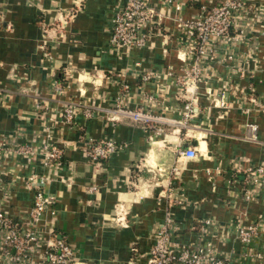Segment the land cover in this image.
I'll list each match as a JSON object with an SVG mask.
<instances>
[{
    "label": "crops",
    "instance_id": "obj_1",
    "mask_svg": "<svg viewBox=\"0 0 264 264\" xmlns=\"http://www.w3.org/2000/svg\"><path fill=\"white\" fill-rule=\"evenodd\" d=\"M147 1L154 35L144 46L115 48L112 18L125 0H0V212L27 223L35 194L45 192L55 203L37 227L72 244L76 264H149L171 183L187 199L172 208L174 242L211 241L233 264H261L241 255L236 227L264 221V191L251 201L241 194L244 170L264 162V0L246 1L231 29L239 39L219 43L217 60L187 89L179 79L195 53L183 23L220 0ZM124 85L126 106L169 119L153 123L163 133L118 113ZM67 102L95 113L66 123ZM104 137L124 148L92 163L83 142ZM18 143L33 154L20 155ZM50 143L64 149L59 165H44ZM261 246L264 255V232ZM3 250L0 264H11Z\"/></svg>",
    "mask_w": 264,
    "mask_h": 264
},
{
    "label": "built area",
    "instance_id": "obj_2",
    "mask_svg": "<svg viewBox=\"0 0 264 264\" xmlns=\"http://www.w3.org/2000/svg\"><path fill=\"white\" fill-rule=\"evenodd\" d=\"M172 5L177 0H163ZM247 0H220L218 3L200 9L199 13L183 23V34L188 42L190 54L195 53L194 62L185 67L184 75L179 82L183 86L195 87L203 78V70L217 60L218 44H233L238 40L237 35L231 33L237 17L247 12ZM155 9L147 0H125L112 18L113 28L111 45L115 48L141 47L154 35ZM260 18V15H258ZM232 58V55L229 56ZM237 70L241 71V67ZM243 73V72H242ZM55 93H62L63 83L55 80L53 83ZM128 86L124 85L121 95L117 98L118 113L124 118L144 124L149 128H156L157 133H163V127H157L153 123H171L169 119L155 115L151 110L140 106L132 109L125 105ZM150 95L149 99L153 100ZM220 105L225 103L221 99ZM190 103L186 104V114L194 112ZM62 117L66 123L71 124L77 114L82 113L86 118L93 117V108L78 105L75 102H67L61 109ZM185 124V121H184ZM84 152L92 163H100L108 159L112 154L122 150L124 145L114 137L101 139L89 138L83 142ZM14 150L23 156L33 154V149L28 144L18 143ZM44 165H59L64 154V149L56 143L44 146ZM2 150H0L1 154ZM181 153L191 157L196 155L195 149L182 150ZM246 186L242 189L245 201L255 200L264 191V162L251 166L244 170ZM30 179H33L32 177ZM42 180V179H41ZM163 198L167 200L168 209L164 219L159 222L152 232V244L149 251V264H233L231 255L220 254L216 245L211 241L182 243L174 242L173 236L179 229L174 218L172 208L186 204V197L171 187V183L165 188ZM55 203L53 195L45 192H37L27 223L13 222L9 216L0 212V247L3 257L9 258L11 264H76L77 249L63 240L45 238L37 223L43 215L51 210ZM212 225V221L207 220ZM236 238L242 245L241 255L244 258H252L259 263H264L261 236L264 232V221L257 220L248 225L238 224ZM44 247V249H43ZM14 249L11 252L9 249ZM102 264V263H98Z\"/></svg>",
    "mask_w": 264,
    "mask_h": 264
}]
</instances>
